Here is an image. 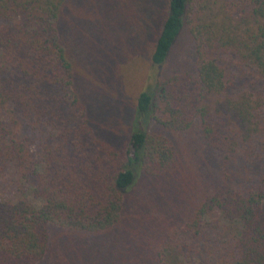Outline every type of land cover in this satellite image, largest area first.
<instances>
[{"label": "trees", "instance_id": "1", "mask_svg": "<svg viewBox=\"0 0 264 264\" xmlns=\"http://www.w3.org/2000/svg\"><path fill=\"white\" fill-rule=\"evenodd\" d=\"M0 264H264V0H0Z\"/></svg>", "mask_w": 264, "mask_h": 264}, {"label": "rangeland", "instance_id": "2", "mask_svg": "<svg viewBox=\"0 0 264 264\" xmlns=\"http://www.w3.org/2000/svg\"><path fill=\"white\" fill-rule=\"evenodd\" d=\"M96 8L101 14L103 13L102 5L99 1ZM187 41L184 39L180 42L179 47L176 49L174 55L171 56L170 61L165 65L168 69L174 67L177 64V60L185 56L184 48ZM120 66L123 68V73L125 77V85L127 95L125 99L128 101L129 97L135 96L141 90L145 89L149 85H153L158 81L160 73L163 71L165 66L152 65L150 61L146 60L141 55L135 58H130L126 56L124 59L120 60Z\"/></svg>", "mask_w": 264, "mask_h": 264}]
</instances>
